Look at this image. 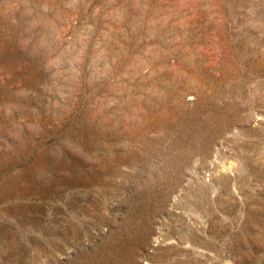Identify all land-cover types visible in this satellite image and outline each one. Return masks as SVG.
I'll use <instances>...</instances> for the list:
<instances>
[{
  "label": "rangeland",
  "instance_id": "1",
  "mask_svg": "<svg viewBox=\"0 0 264 264\" xmlns=\"http://www.w3.org/2000/svg\"><path fill=\"white\" fill-rule=\"evenodd\" d=\"M0 264H264V0H0Z\"/></svg>",
  "mask_w": 264,
  "mask_h": 264
}]
</instances>
